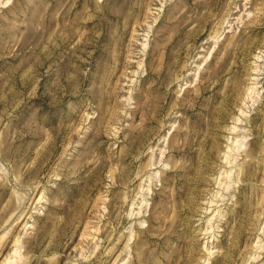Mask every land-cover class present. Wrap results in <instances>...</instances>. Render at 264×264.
I'll use <instances>...</instances> for the list:
<instances>
[{
  "label": "rangeland",
  "instance_id": "1",
  "mask_svg": "<svg viewBox=\"0 0 264 264\" xmlns=\"http://www.w3.org/2000/svg\"><path fill=\"white\" fill-rule=\"evenodd\" d=\"M0 264H264V0H0Z\"/></svg>",
  "mask_w": 264,
  "mask_h": 264
}]
</instances>
